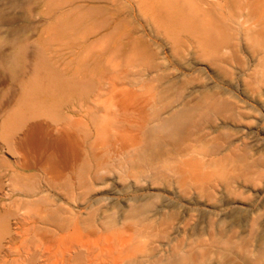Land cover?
Returning a JSON list of instances; mask_svg holds the SVG:
<instances>
[{"label":"rangeland","instance_id":"rangeland-1","mask_svg":"<svg viewBox=\"0 0 264 264\" xmlns=\"http://www.w3.org/2000/svg\"><path fill=\"white\" fill-rule=\"evenodd\" d=\"M199 1L0 0V264H264V0Z\"/></svg>","mask_w":264,"mask_h":264},{"label":"bare ground","instance_id":"bare-ground-1","mask_svg":"<svg viewBox=\"0 0 264 264\" xmlns=\"http://www.w3.org/2000/svg\"><path fill=\"white\" fill-rule=\"evenodd\" d=\"M201 1H203V0H201ZM211 1V0H210ZM195 2H198V3H200V5H199V8L202 6L201 5V2L199 1V0H195ZM216 2V1H215ZM214 2V3H215ZM197 3V4H198ZM208 3H209V5H210V2H207V3H205V4H203L204 6L207 4V7L209 6L208 5ZM196 3H195V5H197ZM212 5V4H211ZM215 5L218 7V1L215 3ZM204 6H202V8L204 7ZM213 6V5H212ZM206 7V8H207ZM215 7V6H214ZM216 7V8H217ZM194 8V7H193ZM198 8V7H197ZM199 8L196 10H194L195 12V14H197L198 13V11H199ZM201 8V9H202ZM204 9L205 11H207V13L208 12H211L210 10H209V8L210 7H208L207 9ZM220 8V7H219ZM218 9V8H217ZM193 10V9H192ZM203 9H202V11L200 10V13H202L203 15H206L207 13L204 11ZM197 12V13H196ZM205 14H204V13ZM199 13V14H200ZM239 13H241V12H239ZM194 14V15H195ZM199 14H197V15H199ZM209 14V13H208ZM232 13H230L229 14V16H227V18L229 19L227 22H229L230 23V21H232L233 22V19H239L238 21L240 22V24H241V21L243 20H241V18H243L244 16H245V14H239V15H231ZM201 15V14H200ZM210 15V14H209ZM193 17V16H192ZM203 17V16H202ZM183 18V17H182ZM201 18V17H200ZM202 19V18H201ZM226 19V18H225ZM227 20V19H226ZM236 21V20H235ZM215 22V21H214ZM232 22H231V24H232ZM246 22V21H245ZM196 24V23H195ZM239 24V23H238ZM244 24V23H243ZM242 25V24H241ZM245 25H247V24H245ZM190 28V27H189ZM195 30H196V28H195ZM179 32V31H178ZM225 40V39H224ZM226 41H228L227 39H226ZM183 42V41H182ZM215 43H216V41H215ZM224 44V43H223ZM220 47V46H219ZM227 49V50H226ZM232 49V46H231V44H229V41L227 42V44L224 46V50H226L227 52H229L230 50ZM218 50V49H217ZM233 50V49H232ZM11 123H6L5 125H4V128L6 129V131L8 130V128H10L11 127ZM158 125V124H157ZM69 136H67L66 137V139L68 140L69 138H68ZM59 139H60V137H58ZM62 138H65V137H62ZM59 139H53L51 142H49V140H48V142H47V140L45 141L46 143H47V145L49 146L50 145V148H51V144L50 143H54L55 142V140H57V143H60L59 142ZM67 140H66V142H67ZM66 142H62L61 144H63V143H66ZM49 143V144H48ZM44 144V143H43ZM54 144H56V142L54 143ZM54 144H52V145H54ZM60 144V145H61ZM46 145V144H45ZM55 146V145H54ZM64 149H62V153L64 152L63 151ZM58 152H61V151H59V149H58V151H57V154H58ZM59 154H61V153H59ZM58 154V155H59ZM57 155V156H58ZM60 158V157H59ZM61 159V158H60ZM59 159V160H60ZM61 180V179H60ZM19 190H21V189H18V191ZM44 192H46L47 194H49V190H46V189H41V188H38V191H34V194L33 195H31V193L30 192H27V191H21V192H19V195H18V197H16V200H14V203L15 204H13V202H12V204L13 205H15V207H13V208H17V210L18 211H20L21 212V208L20 207H23V205L25 204V203H27V201L29 200V198H32V197H34V196H36V195H40V194H42V193H44ZM12 204L10 205V207H7L6 208V210H5V218H6V222H7V227H8V229L10 228V226H11V219L13 218H17L18 217V213H17V210H16V212L14 211V209L12 208ZM21 204H23L22 206H19V205H21ZM64 204H66V203H60V204H58V205H52L51 207H54L55 209H57L58 211H60V217H61V221L59 222V225L57 226V225H54L49 219L47 220H43V221H41L40 222V225H43V227H47V230H48V232L50 233H52V231L53 232H61V231H63V233H59V238H58V241H61V242H63V241H65V239H66V241H68L69 239H71L70 238V236L68 235V232L69 231H67V233H65L64 232V230H65V227H67L66 226V224H67V222H69V223H71V220L69 221L67 218H66V214L68 213V214H75L74 216H76V214L77 213H75V211H74V209H72V208H70L69 206L70 205H68V207H66V205H64ZM17 213V214H16ZM76 221V220H75ZM82 221L84 222H86V218H85V220L84 219H82ZM3 222V220L1 221V225H5V223H2ZM89 222V220L87 219V222L86 223H88ZM73 223V222H72ZM77 224V223H76ZM73 226V225H72ZM74 227H76V226H74ZM78 227V226H77ZM73 228V227H72ZM77 229V228H76ZM69 230V229H68ZM6 233H9V232H6ZM10 234V233H9ZM7 236H8V234H7ZM42 236V235H41ZM44 236V238H46V236L45 235H43ZM6 237V236H5ZM9 237V236H8ZM43 238V239H44ZM69 238V239H68ZM51 240V239H50ZM50 240H48V241H50ZM51 242V241H50ZM1 246L3 247V245H2V243H1ZM87 250H89V244H88V246H87ZM1 250L3 249V248H0ZM51 251V250H50ZM55 251V250H54ZM54 251H52V252H54ZM132 251H135V250H132ZM131 251V252H132ZM39 252V251H38ZM36 253V252H35ZM56 253V252H55ZM127 253V252H126ZM130 253V252H129ZM128 253V254H129ZM133 254H135L136 252H132ZM132 253L130 254V255H132ZM27 254H28V252H27ZM26 254V255H27ZM31 255L33 254V253H30ZM24 256L23 258H22V260L19 262L20 264H35V261H37L36 259L37 258H35L36 257V255H37V257L39 256L38 255V253H36L34 256L35 257H33V255L32 256H30V258H29V256ZM122 255V253H119V255H118V257H114L112 260H113V262H112V264H121V261H122V263H123V258H121V257H124V259L126 258V256L127 255H125V256H121ZM53 256V255H52ZM32 257V258H31ZM42 257V256H41ZM128 257V256H127ZM27 258V259H26ZM24 259V260H23ZM26 259V260H25ZM122 259V260H121ZM68 260H69V262L68 263H73V262H76L77 260H80V257L78 256V254L76 253H74L73 254V252H71V254H70V256H69V258H68ZM41 261H42V259H41ZM43 261H45V260H43ZM37 262H39V261H37ZM36 262V263H37ZM120 262V263H119ZM57 263H59V262H56L55 261V263L53 262V264H57ZM45 264H46V262H45ZM61 264H66L65 263V261L63 260L62 262H61Z\"/></svg>","mask_w":264,"mask_h":264}]
</instances>
